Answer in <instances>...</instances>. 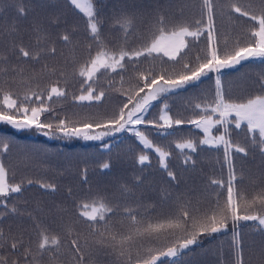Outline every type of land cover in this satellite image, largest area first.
<instances>
[{"label":"snow or ice","instance_id":"obj_1","mask_svg":"<svg viewBox=\"0 0 264 264\" xmlns=\"http://www.w3.org/2000/svg\"><path fill=\"white\" fill-rule=\"evenodd\" d=\"M68 2L86 17V35L89 40L85 45V59L71 73L80 86V94L73 96V100L81 103L102 101L107 92L98 88L102 77L108 79L109 89L118 77L121 88L117 91L126 99L121 100L111 115L103 118H91L82 122H72L67 118L57 119L53 104L68 95L66 87L60 86L61 80L67 85L65 70L59 71L54 83L42 87L41 77L36 73L25 75L23 67L13 65V75L8 76V57L0 54V73L5 74L4 81L0 84V123L17 130L35 128L37 132L54 138L103 140L117 133L129 132L145 149H151L158 155L160 166L172 182L177 177L168 167L167 161L171 153L154 144L146 131L138 126H143L144 129L151 127L160 136L167 137L174 135L180 126L187 124L202 131L203 137L175 143V147L184 156V164L195 163L191 154L196 153L201 146L222 147L228 169L226 181L211 182L212 185L225 189L226 196L221 202V194L217 193L215 204L210 209L201 210L194 207L190 200L177 197L175 206L167 217L153 219L147 209L139 211V205H125L121 208L120 204L111 205L103 198L91 205H81L84 210L80 212V216L87 224L88 234H74L71 226L66 228L71 238L74 264H87L85 250L89 256L103 251L112 258L109 264H182L183 257L194 246H198L204 237L227 231L230 223L237 251V264H243L237 229L242 221L256 222L259 227L264 228V186L250 197L238 191V182H242L243 177L237 175L234 155L247 156L248 148L233 142L229 125H234L235 129H241L245 125L250 137L249 143L264 154V94L243 101L231 100L225 94L220 74L224 69H234L246 61L264 62V7L257 12L250 2L245 4L241 0H201L199 15L192 20L170 23L163 13H159L147 38L134 28L131 16H123L117 22L121 31L119 45L109 46L102 39L99 9L95 6L97 0ZM19 12L23 15L24 8L21 7ZM218 18H226L233 25L241 22L248 24L243 42L238 41L231 51H222L217 41ZM34 31L37 32V43L42 44L47 33L42 30V26L35 27ZM201 38L206 44L204 55L197 56L195 61L186 59L190 47L201 42ZM61 39L66 45L72 44L71 36L67 33ZM133 40L139 42L138 46H130ZM15 48L17 59L26 58L33 62H38L42 54L55 52L54 47H41L35 53L22 45H16ZM157 61L160 65L172 62L173 71L166 67H160L157 71ZM145 62H152L154 66L144 70L141 65ZM176 65H179L178 71L175 70ZM130 69L134 73L132 76H129ZM211 74H215L213 99L196 103L191 117H174L169 105L164 102L158 118H148L150 110L156 106L154 102H162L171 94L196 86ZM49 75L56 73L52 71ZM9 81L18 83L22 90L11 88ZM125 83L128 84L127 88H124ZM261 88L264 89V81L261 82ZM42 116L44 119H41ZM213 129L219 134L213 135ZM104 146L110 147L108 144ZM8 149L9 143L0 138V150L7 152ZM149 162L147 153L139 155V165ZM109 167V163L102 165L104 169ZM135 179L138 184L142 183L141 176ZM32 183V180L27 181L28 185ZM39 186L45 190H56L54 184L39 183ZM121 187L125 195L130 193L127 186ZM24 188V181H9L8 169L0 161V205L3 206L0 219L9 213L19 214L17 207L9 208L8 198L22 193ZM118 215L128 222L125 231L114 229L111 223L112 217ZM32 218L35 221V217ZM36 228L39 230V239L35 252L30 246L24 245L22 238L9 241L2 230L0 248L7 247L9 243L11 249L17 252L23 248V264H41L40 257L44 253L52 249L59 252L61 239L56 235L50 236L47 229L38 222ZM0 264H7L3 256H0ZM11 264H18V261L13 260Z\"/></svg>","mask_w":264,"mask_h":264},{"label":"trees","instance_id":"obj_2","mask_svg":"<svg viewBox=\"0 0 264 264\" xmlns=\"http://www.w3.org/2000/svg\"><path fill=\"white\" fill-rule=\"evenodd\" d=\"M241 2L245 4L250 2L257 12L261 7H264V0H241ZM200 3L201 0H102V2L97 0L95 6L99 9L102 39L109 46H118L121 31L117 22L121 17L131 16L134 21V28L139 34L147 38L149 30L159 13H163L170 23L192 20L199 15ZM21 7L24 8L23 15L19 12ZM12 14L25 18L29 30L42 26V30L46 33L60 30L71 36L72 44L70 45H66L58 36V33L54 39L50 37V40L53 44L59 42L62 46L71 49L72 56L66 62L68 64L66 78L70 87H66V89L69 93H74L75 96L79 95V82L72 78L71 73L74 67L83 62L86 56L85 45L89 42L86 35V18L76 11L67 0H63V2H59V0H0V19H6L7 17L9 19ZM39 14L42 16L37 19L36 16ZM47 17H51L52 21H48ZM53 21H56V23H53ZM39 22H42V25L39 26ZM247 28V23L241 22L233 25L226 18H218L217 41L221 50L231 51L238 41L243 42ZM138 44L139 42L135 40L130 42V46L133 47L138 46ZM205 48L204 39L201 38V42L190 47L186 59L195 61L197 56L204 55L203 50ZM153 66L152 62H145L141 65V68L147 70ZM155 67L157 71L160 67H166L169 71H173L172 62L160 65L157 61ZM175 70H179V65L175 66ZM132 75L134 73L130 69L129 76ZM220 75L225 94L231 100L243 101L264 93V89L261 88V82L264 81V62L259 60L246 61L234 69L223 70ZM214 77L215 74H211L198 85L171 94L162 102H155L156 106L150 110L148 118L157 119L159 116L158 110L164 102L169 105L171 114L174 117L184 119L191 117L193 114L191 113L192 109L199 96L209 97L207 101L213 99L215 93ZM48 78L54 80L51 75ZM127 87L128 84L125 83L124 88ZM98 88L107 90L106 97L102 101H85L75 104L79 107L76 115H80L82 118L63 116L58 103L55 102L53 107L56 111V118H67L72 122L103 118L111 115L120 105L121 100L126 99L121 96L120 91H117L121 88L118 77L113 82L111 89H109L108 79L102 77ZM186 110L191 112H186ZM41 119H44V117L42 116ZM138 127L146 131L149 139L154 144L171 153L167 163L169 169L176 174L177 180L175 182L170 181L164 169L158 167V170H154L157 169V166L153 162L150 152L146 151L132 134H121L109 138L108 141H111V143L106 150L100 149L99 143L81 144L80 142L74 143V140L69 144H64L37 136V143L40 145L41 150L48 154L46 159L48 173L44 177L46 179L45 183L56 186V190L52 191V194L57 197L55 202L46 201L49 210L43 212L39 217V221L44 228L66 232V228L71 226L74 229V234L87 235V224L84 218L80 216V212L84 210L81 205H91L100 198L111 205L120 204L121 208L125 205L132 207L139 205V211L147 209L152 218L154 216L157 219L168 216L175 206L174 201L177 197L181 200H190L194 207H199L201 210L210 209L214 206L217 193L221 194L220 199L223 202L226 196L225 189H220L208 182L206 184L207 188L212 190V194H209L206 189L199 187L200 184L198 185L197 181L201 182L203 179L205 181L206 177L213 171L215 172L216 169H220L224 176L216 180L226 181L224 162H204L205 166L201 177L199 178L197 173V175L190 177L188 182H184V156L175 147V143L179 141H176L172 146H167L170 141V139H166L167 137H179L182 135V129L185 127L190 129L191 125H182L175 131L174 135L167 137L160 136L151 127L147 129H144L143 126ZM229 128L233 142L248 148L247 156L243 154L234 155V158L238 161L241 158L246 159L242 165L235 167L237 175L243 177L242 182H238V184H242L244 176L249 175L252 178L250 186H256L255 192L261 186H264V154L259 151L258 147L254 148L249 143L250 137H248L245 125H242L241 129H235V126L230 124ZM36 132L35 128L29 130V133L33 135ZM144 153L149 155L150 162L141 166L137 161L139 155ZM176 158L177 163H174ZM34 160H39V157L35 156ZM193 160L195 163H189L190 166L202 163L200 158ZM247 162L252 165H246ZM104 163H109L110 167L107 169L102 168ZM251 168L256 170L250 171ZM189 171L193 172L194 170L189 167ZM137 176L142 177V183L138 184L136 182L135 178ZM189 183H192V185ZM122 185L131 190L128 195L122 192ZM28 192L27 205L29 206L30 200L33 198V186L28 188ZM25 198L26 194L22 196V199ZM111 223L114 229L120 231H125L128 227V222L122 220L120 215L112 217ZM246 223L244 221L243 223L240 222L237 229L240 234L245 229ZM251 226L252 229L247 228L244 230L248 235V242L245 244L244 239L242 241V260L245 259V262L249 260L250 264H256V261L261 262L259 259L264 258V254L261 253L263 248L259 249L260 253L256 251L258 241L260 243L264 242V228L258 225ZM56 236L60 237L61 246H68L71 249V238L68 240L65 233H58ZM232 239L233 230L229 224L227 231L213 234L211 237H204L198 246H194L193 250L183 257L182 264H204L207 260L205 257L207 250L206 245H203L204 243L213 245L210 257H213L215 264H234L236 262V249L232 247ZM227 244L229 252L226 253L227 257L225 259L223 258L225 252L222 248ZM18 253L11 249V254H13L11 262L17 259L16 254ZM11 262L8 263L11 264Z\"/></svg>","mask_w":264,"mask_h":264},{"label":"rangeland","instance_id":"obj_3","mask_svg":"<svg viewBox=\"0 0 264 264\" xmlns=\"http://www.w3.org/2000/svg\"><path fill=\"white\" fill-rule=\"evenodd\" d=\"M59 2H63V0H59ZM73 8L79 13H81L75 7ZM41 16L42 15L39 14L36 16V18L40 19ZM47 19L48 21H52L51 17H47ZM38 25L39 26L42 25V22H39ZM13 29H15V31H13ZM57 33L60 38L63 34H65L64 31H60V30H56V32L53 31L49 32L47 33V37L43 41V43L38 44L37 32L28 29L25 18H23L22 16L12 14V17H10L9 19L8 17L6 19L3 18L0 19V54L7 55L8 57L7 75L8 76L13 75L11 69L12 66L15 65L18 67H23L25 75H29L32 73H36L37 75H39L41 77L40 83L42 87L54 83V81H56V79L58 78V74L61 69L65 70V72L68 71V64H66V62L72 56L70 53L71 49L67 48L66 46H62L59 42L53 44L52 40H50V37L54 39L57 36ZM16 45H22L27 50L33 53L39 51L41 47L46 49L54 47L55 52L42 54L38 62H33L31 60H27L26 58L17 59V49L15 48ZM49 71L50 72L55 71L56 75H51L54 78V80L48 78ZM4 78H5V74L0 73V84L3 83ZM214 82H215V77H214ZM9 85L14 90L17 91L22 90L19 84L16 82L9 81ZM60 86L67 88L70 87L68 79H67V85H65L63 80H61ZM73 96H75L74 93L68 92L66 98H62L56 101L60 107V112L63 116H67V117L77 116L78 118H82L80 115H76V112L79 110V107L78 105H75L78 102L73 100ZM208 98L209 97L199 96L198 101L195 102V104L204 103L205 101L208 100ZM160 108L158 110V115H160ZM186 112H191V111L186 110ZM29 130L30 129L17 130L9 125L0 123V138H2L3 140L9 143V149L7 152L0 150V161H2L5 167L8 169L10 182L19 183L21 181H24L25 184V188L22 193L13 194L8 198L9 208H11L12 206L17 207L19 209V214L9 213L5 215L3 219H0V230H2L4 235L9 238V241H12L13 239L22 238L24 241V245L30 246L32 251L35 252L36 244L39 239L38 237L39 230L36 228V223L37 222L40 223L39 217L42 215L43 212L49 210L48 206L46 205V201L50 200L52 202H55L57 198L56 195L52 194L51 190H45L40 188L39 186V183H45L46 179L44 177L48 173V165L46 163L48 154L41 150L40 145L37 143V138H38L37 136L39 137L41 136L43 139H47L50 141H57L59 143H64V144H69L74 140H75L74 143L80 142L81 144L99 143L100 144L99 148L102 150H106L107 148L104 145L105 144L110 145L111 141H108L109 138L121 134H131V133L121 132L115 134L114 136L105 137L103 140H84L82 138H77V137H73L70 139L54 138L50 136H45L41 132H36V134L33 135L29 133ZM215 130L216 129H213V135H216L214 133H217L214 132ZM197 131L199 132L200 130L195 129L194 127H190V129H188V127H185L182 129V135H180L179 137L171 136L166 138V139H170L167 146H172L176 141H182L184 139L202 138L203 137L202 131L199 133ZM220 131H223V129H220ZM137 142L141 144L138 140ZM141 146L143 147L142 144ZM145 150L150 152V156L153 162L155 163V165L157 166V169L155 168L154 170H158V167L163 169L160 166L158 155L151 149H145ZM191 155L193 159L200 158L202 163L193 166H190L189 164L185 165V168L183 169L184 182H188V179L194 175H197V173L199 174V178H200L205 166L204 162H208V163H213V162L219 163L220 161L224 162L222 147L209 148L208 146H201L196 153H192ZM35 156L39 157V160H34ZM245 160L246 159L241 158L238 161L236 158H234L235 167L242 165L245 162ZM175 162L177 163V158L175 159L174 163ZM30 164L36 166H31ZM246 165L251 166L252 164L247 162ZM189 167L191 170L194 171L193 172L189 171ZM224 168L226 172L225 178L227 180L228 169L226 164ZM253 170L256 169L254 168L250 169V171ZM220 177H224L223 173L221 172L220 169H216L215 172L213 171V173H211L206 177L205 181L204 179L201 182L197 181V184L198 185L200 184L199 187L206 189L209 194H212V190L207 188L206 184ZM29 179H32L33 181L31 185L27 184V181ZM251 181H252L251 176L245 175L243 183L238 184V191L240 193L245 194L248 197L254 194V189L256 186H250ZM189 184L192 185V183ZM31 186H33V194H32L33 198L30 200V205L28 206L27 194L29 193L28 188ZM24 194H26V198L22 199V196ZM2 210H3V206L0 205V211ZM32 217H35V221L33 220ZM153 218L157 219L154 216ZM251 225H257V224L256 222L249 221L246 223V227L245 229H243L241 234L239 233L240 234L239 239L241 241L240 244L241 256H242L243 239L245 244H247L248 242V238H247L248 235L245 233L244 230H246L247 228L252 229ZM41 226L44 227L43 224H41ZM47 232L50 236L57 235L58 233H65L67 235L68 240L70 239L67 232L52 231V230H47ZM259 243L260 242L258 241V245H256L257 247L256 251L260 253L259 249L263 248L261 253L264 254V242L260 244ZM203 245H206V250H207V254L205 256L207 260L204 262V264H215L213 257H210L212 253L213 245H208L207 243H204ZM232 245H233L232 247L235 249L234 243ZM222 249L225 252L223 258L226 259L227 257L226 253L229 252L228 244L225 245ZM22 252H23V248H21L19 253L16 254L17 256L16 260L18 261V264H23L24 257L22 255ZM235 252H236V262L234 264H237V259H238L237 251ZM0 256H3L5 258L7 264L11 262L13 254H11L10 243L8 244L7 247L0 248ZM73 256H74V252L70 248H68V246L63 247L60 245L59 252H57L55 249H52L50 252L44 253V255L40 257V261L41 264H74ZM29 259H31V257H29ZM85 259L87 264H109L112 258L105 255L103 251L99 253H93L92 256H89L87 250H85ZM259 260L261 262L256 261V264H264V258ZM243 264H250L249 260L245 262L244 259Z\"/></svg>","mask_w":264,"mask_h":264}]
</instances>
